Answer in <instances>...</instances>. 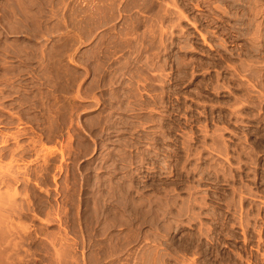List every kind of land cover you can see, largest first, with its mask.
I'll use <instances>...</instances> for the list:
<instances>
[{"label":"rangeland","instance_id":"obj_1","mask_svg":"<svg viewBox=\"0 0 264 264\" xmlns=\"http://www.w3.org/2000/svg\"><path fill=\"white\" fill-rule=\"evenodd\" d=\"M134 1L0 0V136L2 135V138H0L3 139L6 136V138L9 137L7 138L8 141L10 140L4 146L2 140H0V264H138V262L141 263V261V264H147L149 261L146 263H144L143 261L148 260L149 257H151L149 258V260H152L153 258L155 259L157 257L156 262L153 259L154 264H162L161 261H163V264H187L185 263V261H187L186 259H188V264H219V260L220 264H226L227 262H229L227 264H230V262L231 264H255L256 262H258L256 264H261L262 260L264 261V256L261 255V253L264 252V240L258 239V237L264 236L262 235L264 234V220L261 219L258 222H255V220L253 219V216L255 214H253V211H251L252 207H254L252 210H255L256 207L261 208V206H264V62L262 60H259L262 54L254 51L252 47L253 44L250 41L251 37L253 36L251 34H248L249 30H247V24L249 23V21H246L251 20V16L248 14V9L251 7V5H253L252 2L254 0ZM106 6L109 7L107 9H109L110 11L105 8L107 12H103L102 15V11H105L103 9ZM111 6L113 10L110 8ZM100 9H102L101 12H99ZM51 10L54 12L53 15L50 14L52 13ZM41 11L43 13H41ZM111 11L114 13L118 11L117 14L119 15L116 14L118 18L115 19L116 16H114L115 14ZM92 12H95L94 18L92 17ZM98 12L100 13L98 14L99 16L96 14ZM109 12H111L112 14ZM40 13L43 17L40 15ZM45 13L48 14L47 19H45L47 16ZM39 15L41 16L40 18ZM50 15L52 17L54 16L55 20H57L56 18H59L57 22L53 18H51ZM109 15L110 17L106 19ZM112 16H114V18H112ZM32 17H34L35 19ZM49 17L52 19L51 21ZM42 18L43 20H41ZM129 18L131 20H129ZM83 19L86 21H84ZM101 19L106 20L102 21ZM255 19L256 22H254L253 28L255 24L259 23L260 20H263V18ZM44 20L46 22L47 20L50 22L44 23ZM133 21L138 22V26L136 25V23L133 25ZM244 21L246 22L244 23ZM140 22L142 24H140ZM242 22L243 24H241ZM34 23L37 25V27H35L36 25H34ZM89 23L94 25H91L90 27ZM28 24L30 25L29 28L26 27L28 26ZM95 24L97 27L95 26ZM46 27L47 29L49 28V33ZM133 27H136V29L134 28L135 30H133ZM41 28L42 30L45 28L47 32L46 35L44 34L45 30L42 32ZM36 29L39 32H36ZM50 29L52 30L50 31ZM123 30L130 31L128 33L127 31L125 32ZM122 31L125 33H123ZM40 32H42V36L40 35ZM125 34L129 39L126 40ZM38 35H40L41 38L40 36L38 37ZM80 37L82 39L83 37L84 39L86 38L85 40L83 39L85 43H83ZM119 38L120 40H118ZM150 38L153 39L151 40L152 42H150ZM74 39L78 42H75ZM130 40L133 41L131 42ZM116 41L118 48L116 46ZM127 41L128 43H131V46L128 43V46L125 43L123 45V42ZM134 41L138 42L135 43ZM119 43L122 45H120ZM259 43L261 45H259ZM134 44H137L138 46ZM263 44V42H257L256 46L260 48V46H262ZM121 46H124V49L125 46H127L125 51ZM40 47H42V49ZM133 47V51L130 50ZM136 48L140 49V51H142L143 53L138 49L137 51H139L140 54L136 52ZM53 49L55 53L57 49L59 50L58 54L56 53V56L54 55ZM143 49L146 52L149 51L148 54L145 52L146 54L143 56ZM52 51L54 57L53 59L51 58ZM127 51H129V54L124 53ZM41 52L43 53L42 58H39ZM133 52H135L136 55L133 54ZM33 54H35V56ZM108 54L110 55L108 56ZM47 55L51 56L48 57L49 61H47L48 58L46 59ZM58 55L60 57V60L59 62H56L57 64H55L53 62L55 59L57 60L59 58ZM29 57H31L32 59ZM35 58L39 59L36 60ZM88 58L90 59L88 60ZM104 59H107V62L104 61ZM257 60L262 62L260 63ZM36 61H38L39 64L43 61L44 63L42 62L41 64L49 70H45V68L42 65L37 64L38 62ZM22 63L24 64V66ZM59 64L61 65L59 66ZM125 64L126 66L129 64V67H126ZM162 64L164 65V67H159ZM50 65L52 67H54L53 65H55L54 69L50 67ZM59 67L62 68L59 69ZM87 67L89 68V70ZM5 68L6 70H8V72H5ZM160 68L164 69H162L163 72L160 71ZM9 69L11 72L10 74H8ZM29 69L31 70V72ZM57 69H59L60 71L64 70L67 74L62 71V78V73H60L59 70L57 71ZM128 69L130 70L128 71ZM12 72L14 73L12 74ZM23 72L25 73L23 74ZM124 72H126L127 74ZM48 73H50L51 75H49ZM33 74L36 75V77ZM42 74H44V76L46 75L47 79H44L46 77H39L42 76ZM55 74L57 76L56 78H54ZM58 74L59 77L61 76V78L58 77ZM75 74L78 76H75ZM120 74L123 75L121 76ZM149 74L157 76L158 78L156 77L157 79H153L155 77L152 76V78ZM11 75L13 78L11 77ZM16 75L19 76L16 77ZM29 75L33 76L32 79ZM6 76L8 80H10L9 78H11L12 81L10 82H12V84L5 78ZM52 76L53 79L51 78ZM64 76L66 77V79H64ZM147 76H150L152 78L151 81H153L151 82L148 78L146 82ZM37 77L39 78L35 80ZM70 78L73 81H70ZM74 78H76L75 81ZM33 79L35 81H32ZM109 79L110 81L113 80L111 82L112 85ZM5 81L6 83L9 82V84H6ZM54 81L57 82L55 83ZM108 81L109 84L107 83ZM36 82L38 86L34 84ZM63 82L64 85L62 84ZM71 82L73 84L72 87L67 88V84ZM33 84L36 86H34ZM19 85L20 87H18ZM39 87H41L40 90ZM64 87H66L65 90ZM73 87L74 89H71ZM163 87L165 89H163ZM13 89L14 92L12 93ZM137 89L139 90V95L130 92L132 90H135L134 92L137 93ZM26 90H28L29 92ZM37 90L40 92L42 91V94L40 92L39 94H36L38 93ZM83 91L84 93H86L85 91H88L86 93L88 97L83 93ZM4 93L6 96L4 95ZM25 93L27 95L23 96V94ZM79 93L81 94L79 95ZM19 95L20 99H18ZM28 95L30 97H28ZM40 95L42 96L40 97ZM135 95H137L138 97ZM80 96H82L83 99ZM133 96H135L137 100ZM38 97H40L42 102ZM77 97H79V99L81 100L79 101ZM84 97H86V100L84 99ZM31 98L33 103L32 101H30ZM26 100L28 101L26 102ZM19 101L20 104L23 103L22 107L20 104H18ZM24 103L29 105V107ZM40 103L42 105L44 103L43 107ZM73 103H76L77 106L74 105V107L72 105ZM69 105L71 106V108L68 107ZM147 105H150L151 108ZM30 106H34V108L32 109V107ZM63 106L66 108L65 112H62L64 111ZM143 106H147L145 111L144 109H142ZM35 107H37V109ZM138 107L140 108L139 110ZM35 109L38 111H36ZM57 111H60V113H58ZM143 112L146 113L144 114ZM148 112H150L151 114ZM62 115L63 118L65 117V119L62 118ZM146 115L151 119L150 123L147 121L145 122V120L149 121ZM3 116L6 117L7 120ZM60 116L62 120L59 123ZM143 116L145 120L144 118H141ZM56 119H58L57 121L59 124H57V122L55 121ZM63 120H65L64 123L62 122ZM142 120H144V122ZM138 121L143 124L141 125ZM60 124L63 125L59 127ZM19 129H22L21 132ZM18 133H23L22 135H20L24 136L20 138V135ZM17 134L18 136H15ZM19 139L21 140L20 143H23L25 147H31V151L30 149L26 148L28 149V153H26V151L22 153V155H20L21 158L18 154V157L16 158L15 153V157L13 159L11 152L12 150L9 149H16V144L20 141ZM32 140L35 142H33ZM31 141L36 144L33 145ZM36 141L42 144L38 145L39 143L37 144ZM185 143L186 146L188 145L187 147L185 146V148H187L186 150H192V152H190L191 150L188 152V154H190V160L188 159L186 161L188 163H184L186 160L185 156H187L188 154L186 155V151L184 153V147H181L184 146ZM8 144L12 146H9L10 148L8 147L9 149L5 150V152L9 150L11 156L9 152H6L9 155L5 154L3 150L4 148H2V146L5 147L8 146ZM29 144L33 146H30ZM189 144L191 147L189 146ZM42 145L45 148L41 147ZM32 147H34V149H32ZM84 147H86L87 150ZM41 148H44L46 150L43 151L44 149L41 150ZM223 148L224 151L221 150ZM35 149H37V153L36 151H33ZM2 150L3 153L1 152ZM174 150H176V152L178 151L179 155L184 158H181L180 160L181 166L184 165L188 169L184 168V171H182L181 169L179 172L174 170V166L177 163L174 159ZM195 150L196 153L199 152V150H203V152L201 151V154H199L201 158L197 159V157L199 156H197L196 154V156L194 155ZM226 150L227 153L225 152ZM42 151L43 153H47L49 151V154H46L49 158L46 157L47 160L44 158L46 160L45 163L48 161L46 165L43 159V157H45V154H43ZM222 151L226 155L222 153ZM1 154L5 155L6 158L4 156L2 157ZM41 154L42 156H44L42 157ZM153 155H156L155 158H157L155 165L154 159H152ZM170 155L171 157H169ZM22 156H24L25 158ZM35 156L38 157V159H36ZM39 156H41L42 158ZM165 157L167 159H165ZM239 157H241L242 161L238 163V161L240 160ZM9 159L10 161L14 160L15 163H13L14 161L10 163ZM18 159H21L20 163H18ZM199 159L201 160L197 161ZM167 160H169V164H166V162H168ZM23 163L25 164V166L28 165L26 166V172H30L28 176L27 174H25V171H23L26 168ZM160 163L162 165H167V168L169 167V169H165V172L170 170V168L171 170H173V174L169 175L172 178L171 180L178 179L177 185H173L175 189L177 188L178 190L176 189L175 192L169 194L173 196L171 198H177L178 203L174 206L180 207L183 203L189 202V205H192L191 209H194L191 211V209L189 208L190 213L188 210H185L183 213H179L180 216L177 217L176 213H178L177 211L179 210L177 209L179 208H175L173 206V213L172 215H169L168 218L166 216L162 217L160 214L159 217L162 218H159L160 220L158 219V223L163 224L165 218V221L168 222H172V220L174 219L173 222H178L181 220L182 222L186 223L189 222L188 220L190 217V225L188 226L187 224L183 223L182 225H185V228L181 227L182 229L174 227L176 228L175 231L174 229L173 231L171 230L169 233H167L169 234L167 238L164 237L160 241H158V243H156L151 242L156 234L153 226L151 225L154 223L153 218H151L150 216H145V218H143V215H141L142 220L138 219L139 221L134 220L131 222V220L129 221V218H127V213L125 216H123L120 211L122 210L121 207L124 208L123 205L125 202L127 203V206L129 205L128 200L130 199H134L133 202L137 201V203H135L138 205L142 204L141 206H137V208H143L141 212L145 211L144 209H147V211L145 212H149L150 204L152 208L149 215H154L155 209L159 210V206L156 204V201L160 199L163 200L164 197H167L165 195V193L167 192H164V190L166 189L163 188H168L166 187L164 182L165 178L162 177L163 175L165 176L166 174L167 176L168 174L163 172L164 169H160ZM170 164L171 167L169 166ZM199 164L201 166H199ZM194 165L198 167L196 171L192 169V166ZM239 165L240 167H238ZM15 166H20L21 169L19 167L18 169L21 171L17 170L19 171V173L15 170ZM150 166H153L152 169L154 170H151ZM214 166L216 168H213ZM40 167L45 168L47 171L45 169L42 170V168ZM189 168L192 170H190ZM216 169H218V171ZM10 170L11 173L13 172L12 170H15L14 174L18 175L13 176V173L11 174ZM185 170L189 171L186 172ZM22 172L24 174H22ZM199 172L200 174H198ZM206 173H208V175ZM159 174H161L162 176H160ZM217 174L218 176H216ZM255 174L257 176H255ZM205 175L208 177H206ZM228 175H230V177H228ZM231 175H234V177H232ZM199 176H201V179H199ZM159 177L163 178L164 180L160 179ZM213 177H217L218 179L216 178L215 180L213 179ZM223 179H225V181H223ZM188 180L190 182H187ZM198 180L200 183L198 182ZM186 183L188 184V186L192 184L194 187L190 185V188V186L188 187ZM246 183L248 185L247 187L245 186ZM195 184L197 185L196 188H199V191H196L197 189L195 188ZM185 185L188 187V189L187 187H185ZM173 186H169L167 190H169ZM182 186H184L185 188ZM241 186L243 189L240 188ZM249 187L250 189L252 188V191L249 189ZM108 189L109 193L111 192L110 198L114 193V196L113 198H111V200L109 197L107 198V196H109ZM120 189H122L125 192V195H127L125 196L124 192H122V190ZM193 190L195 191L193 192ZM233 190H235V194L228 193L233 192ZM117 191L121 192V194L118 193V195L120 194L121 196L117 195ZM188 192H190L191 194ZM196 192H198V194L196 195L197 200H199L198 198L202 193H204L206 197L208 196V198H206L205 195L202 194L206 198V201L204 200V202H209L208 205L206 203V205L204 204V208H208L211 206V209H214V207H216L215 205H217L216 209L220 212H224V214L228 215V217L233 216L235 213L236 214L234 216H238L241 211L242 215L245 216V209H247L246 207H251V209H249L248 207V214L250 216L249 223L251 222L254 224H249V230L247 228V241L249 239L247 245H244V235H242V228L240 226L238 227V225L240 224H237L239 223L237 219V221L235 220L236 227L234 225V227H232L235 228L233 229V232L230 231V228L228 229L229 226L227 224H223L222 226L220 222L215 223L216 221L214 222L210 217L205 218L207 219V221L205 222V219H203L204 223L201 222L202 219L201 221H198L196 219H199V213L197 212H200L198 211L200 210V207H198V205H202L200 204V202L203 201L202 199H204L202 198L203 196H201L198 203V201L195 200L196 198L194 199ZM177 193H179V195L181 194L180 198L184 199L180 200L178 195H174ZM239 193L242 194L240 195L243 198L247 197L244 199L245 202L241 200L242 197L240 199ZM228 194H233L232 196L239 200H236V203L242 202V205L240 203L239 205H237L235 202L234 205L233 201H231V196L229 197ZM188 196L191 197L189 198ZM248 196H250V198ZM114 198L116 199V202L115 200L113 201ZM185 198H188V200L186 199L187 202L185 201ZM227 198L228 200H226ZM216 199H218V201ZM191 200L195 205L193 204V202L190 203ZM260 201L261 204L258 203ZM119 202H123V204L120 203V205ZM253 202L255 203L252 206ZM256 202L258 203V205H260L257 206ZM114 203H116L117 207ZM179 203L181 204L180 206ZM228 203L232 204L235 208L232 205L231 207H229L230 205ZM227 205H229L228 208ZM240 205L243 208L238 207ZM218 206L221 207L218 208ZM127 208L129 209V207ZM175 209L176 212H174ZM220 209H222V211ZM232 209L234 211H232ZM194 210H196L197 212L192 213ZM238 210H240V212ZM118 211L122 216L119 215L120 213ZM160 212L161 211H159V213ZM232 212H234V214L230 215ZM255 212L257 213L258 211L255 210ZM261 212V214L264 215V207L261 208ZM116 213L117 215H115ZM182 214H186V216ZM189 214H191L192 216L194 214V217ZM195 214L198 215L196 216ZM118 215L119 217L121 216L120 219H118L119 217L117 218ZM173 215L176 217H174ZM186 217L188 218V220ZM147 218L148 221L150 220L149 222L147 221ZM176 218H178V220ZM192 219L193 222H191ZM109 220V223H112V225H110L111 228L108 225ZM114 220L115 222H112ZM118 220L121 221L118 222ZM122 220H124L127 224L124 221L123 223ZM206 222H208V224L210 222V227H214L211 229V235L214 234L213 236L215 238L213 236H210L211 239H213L212 242L209 240V237H207L208 239L206 237H202L203 241H210V243L212 242L211 244H209L210 246L208 245L209 248L211 247L209 249L210 252L208 250V255L211 256H206V261L203 262L204 258H202L200 254L198 256L199 250H190L191 253L192 251H194L193 253L197 254L194 257L193 253L192 255H190L191 253L188 254L190 251L184 252L185 250L179 248L178 245L183 243L184 239L188 238L189 235H192L193 233L195 236L197 233L198 236L199 230L197 229V227H199L201 223V225H203V228H205L204 225H206ZM229 222L231 223L233 222V220L229 219ZM259 222L261 223L260 225ZM138 223H142L141 227ZM116 224L119 225L120 228ZM121 224H124L122 226L125 227H122ZM216 224H218V226ZM126 225H128L127 227H129V229L126 227ZM253 225H255L257 229L260 228L259 232H256V228L254 227V229ZM130 226L132 230L130 229ZM133 227L134 229H136L137 227V231H133ZM217 229L221 231H218ZM104 230L107 231L105 232ZM129 230L133 232L130 231V234ZM215 230L219 232V235L217 232L215 233ZM230 232L232 233V236ZM121 233H129L128 235L130 237ZM138 233L140 236L136 235ZM145 233L147 234V237ZM182 233H185L187 237L185 236V234L184 236H182ZM234 233L236 235H234ZM151 234L154 235V237L151 236L153 238L150 237ZM161 234L165 235L164 232H161ZM112 235V238H115L118 235V237L123 240L124 244L118 237H116V239L111 238L112 240L109 239ZM126 236L135 243L130 241V239L128 238H126L128 239L126 241L125 239H122ZM251 236L253 238H251ZM145 237L148 238V240ZM174 238H176V240ZM117 239L121 244L119 243V241L117 242ZM172 239L174 240V243ZM114 240L115 243H113ZM217 240H220L221 242ZM240 241H243V244ZM131 242L133 244H131ZM176 242L179 243L175 244ZM112 243L113 245L116 244V246L114 245V247H112ZM127 243L129 245L128 247ZM107 244H109V246ZM147 245L151 246L149 247ZM158 245L159 248H157ZM162 245L164 247H162ZM242 245L243 248L241 247ZM117 246L121 248H118ZM168 246H171L172 248L170 247L171 249H169ZM244 246H246V248ZM257 246L259 247L261 252H259L260 250L257 249ZM111 247L115 248L114 251ZM123 247L125 250L123 249ZM151 247L156 251L154 249L152 251ZM249 247L250 249L248 250L250 252L248 251L247 253L246 250ZM117 249L119 250V253H117ZM149 249L150 252L152 251L151 253H149ZM179 249L180 252L182 251L185 253H181L182 259L180 256H178V254H180ZM121 250L123 251V253ZM109 251H112V255L109 254L111 253ZM211 251H213V253ZM237 251L238 253L241 252L240 254L243 255V260H241V258L237 256ZM242 251H245L244 254L242 253ZM169 252H171L172 254ZM174 252H177V256L176 254H173ZM144 253L147 258L145 256V258L142 257ZM186 253L189 255V257ZM149 254L152 255L150 256ZM165 254H169L170 256L173 255L174 258L171 256L172 259H170L171 257ZM137 255L139 257L141 256L142 260L138 258ZM247 255L248 257H246ZM224 256L226 257L222 259V257ZM131 257H133L134 259H132ZM177 258H180V261ZM199 258H202V261L199 260ZM209 258L210 262H207L209 261ZM229 258L235 259V262L233 261V259L231 260ZM174 259L176 262L174 261ZM151 260L148 264H153ZM181 260L184 262H181ZM239 260L242 262H240ZM262 264H264V262Z\"/></svg>","mask_w":264,"mask_h":264},{"label":"bare ground","instance_id":"obj_2","mask_svg":"<svg viewBox=\"0 0 264 264\" xmlns=\"http://www.w3.org/2000/svg\"><path fill=\"white\" fill-rule=\"evenodd\" d=\"M17 1H18V0H17ZM133 1H134V0H133ZM236 1H237V0H236ZM70 2H71V1H70ZM108 2H109V1H108ZM117 2H118V1H117ZM126 2H127V1H126ZM134 2H135V1H134ZM33 3H34V2H33ZM39 3H40V2H39ZM39 3H38V4H39ZM111 3H112V2H111ZM252 3H253V5H251V7L248 9V14L251 16V20H246V21H249V23L247 22V23H248V24H247V26H248V29H247V30H249V31H248V34H251V35L253 36V37H251V41H250V42H252V44H253L252 47H253L254 51H256V52L259 53V54H262L261 57H260V58L258 57V58H259V60H262V61L264 62V44H263L262 46H260V48H259L258 46H256V43H257V42H263V43H264V3H263V0H254ZM16 4H17V3H16ZM117 4H118V3H117ZM17 5H18V4H17ZM38 6H39V5H38ZM40 6H41V5H40ZM113 6H114V5H113ZM150 6H152V5H150ZM210 6H211V5H210ZM94 7H95V6H94ZM74 8H75V7H74ZM105 8L107 9V8H109V7L106 6V7H104L103 10H105ZM110 8L112 9V6H111ZM51 9H52V8H51ZM116 9H117V8H116ZM154 9H155V8H154ZM154 9H153V10H154ZM38 10H39V9H38ZM107 10L110 11L109 9H107ZM112 10H113V9H112ZM165 10H166V9H165ZM101 11H102V9H100L99 12H101ZM114 11H115V10H114ZM119 11H120V10H119ZM38 12H39V11H38ZM48 12H50V11H48ZM51 12H52V13H50V14L53 15L54 12H53L52 10H51ZM99 12L96 13V14H97V15L100 14ZM103 12L106 13L107 11H106V10H105V11H102V15H103ZM111 12H112V11H111ZM111 12H109V13H111ZM20 13H21V12H20ZM41 13H43V12L41 11ZM41 13H40V15H41ZM92 13H93V12H92ZM112 13H114V12H112ZM112 13H111V14H112ZM117 13H118V11H117L116 13H114V14H115L114 16H116ZM119 13H121V12H119ZM225 13H226V12H225ZM45 14H46V13H45ZM94 14H95V12L93 13V16H92L93 18H94V16H95ZM107 14H108V13H107ZM111 14H110V15H111ZM131 14H132V13H131ZM40 15H39V18L42 16V15H41V16H40ZM46 15H47V16H46L45 19L48 18V14H46ZM51 15H50V17L54 19V16L52 17ZM90 15H91V14H90ZM104 15H105V14H104ZM110 15H109L106 19H108V18L110 17ZM117 15H119V14H117ZM34 16H35V15H34ZM63 16H64V15H63ZM98 16H99V15H98ZM114 16H112V18H114ZM120 16H121V15H120ZM42 17H43V16H42ZM50 17H49V18H50ZM90 17H91V16H90ZM90 17H89V18H90ZM132 17H133V16H132ZM245 17H246V15H245ZM30 18H31V17H30ZM32 18H34V17H32ZM51 18H50V21L52 20ZM55 18H56V17H55ZM86 18H87V17H86ZM86 18H84V19H86ZM89 18H88V19H89ZM101 18H102V17H101ZM104 18H105V17H104ZM112 18H110V19H112ZM116 18H118V17L116 16L115 19H116ZM135 18H137V17H135ZM255 18H263V20H262V21L260 20L259 23L255 24V26H254V28H253L254 22H256V19H255ZM34 19H35V18H34ZM56 19L58 20L59 18H56ZM68 19H69V18H68ZM84 19H83V20H84ZM106 19H105V20H106ZM243 19H245V18H243ZM247 19H248V18H247ZM254 19H255V21H254ZM41 20H43V18H42ZM54 20H55V19H54ZM57 20H55V21L57 22ZM74 20H75V19H74ZM101 20H102V19H101ZM103 20H104V19H103ZM103 20H102V21H103ZM105 20H104V21H105ZM129 20H131V19L129 18ZM240 20H241V19H240ZM257 20H258V19H257ZM36 21H37V19H36ZM50 21L47 20V22H50ZM84 21H86V20H84ZM108 21H109V20H108ZM110 21H111V20H110ZM113 21H114V20H113ZM246 21H244V23H245ZM31 22H32V19H31ZM34 22H35V21H34ZM38 22H39V21H38ZM45 22H46V21L44 20V23H45ZM47 22H46V23H47ZM53 22H54V21H53ZM72 22H73V21H72ZM78 22H79V21H78ZM92 22H93V21H92ZM99 22H100V21H99ZM143 22H144V20H143ZM85 23H86V22H85ZM90 23H91V22H90ZM90 23H89V24H90ZM93 23H94V22H93ZM101 23H102V22H101ZM101 23H100V24H101ZM130 23H131V22H130ZM135 23H136V25L139 24L138 22L133 21V25H134ZM24 24H25V23H24ZM38 24H39V23H38ZM40 24H41V23H40ZM82 24H84V23H82ZM140 24H142V23L140 22ZM241 24H243V22H242ZM34 25H36V24L34 23ZM34 25H33V26H34ZM85 25H86V24H85ZM91 25L93 26L94 24H90V27H91ZM29 26H30V25L28 24V26H26V27L29 28ZM40 26H41V25H40ZM87 26H88V25H87ZM95 26H96V24H95ZM129 26H132V25H129ZM137 26H138V25H137ZM245 26H246V25H245ZM35 27H37V25H36ZM35 27H34V29H35ZM41 27H42V26H41ZM44 27H45V26H44ZM96 27H97V26H96ZM146 27H147V26H146ZM151 27H152V26H151ZM50 28H52V27H50ZM83 28H84V27H83ZM85 28H86V27H85ZM134 28L136 29V27H133V30H135ZM31 29H32V26H31ZM34 29H33V30H34ZM46 29H47V27H46ZM48 29H49V28H48ZM48 29H47V31H48ZM88 29H89V28H88ZM92 29H93V28H92ZM137 29H138V28H137ZM144 29H145V28H144ZM150 29H151V28H150ZM41 30H42V28H41ZM44 30H45V28L42 30V32H43ZM51 30H52V29H50V31H51ZM53 30H55V29H53ZM112 30H113V29H112ZM127 30H128V27H127ZM127 30H126V31H127ZM131 30H132V29H131ZM37 31H38V30L36 29V32H37ZM123 31H125V30H123ZM123 31H122V32H123ZM126 31H125V32H126ZM129 31H130V30H129ZM129 31H127V32L129 33ZM136 31H137V30H136ZM147 31H148V30H147ZM38 32H39V31H38ZM42 32H40V33H41V34H40L41 36L43 35ZM87 32H88V31H87ZM101 32H102V31H101ZM125 32H123V33H125ZM241 32H242V31H241ZM34 33H35V32H34ZM46 33H47V32H46V30H45V31H44V34L46 35ZM48 33H49V31H48ZM90 33H91V32H90ZM119 33H120V32H119ZM149 33H150V32H149ZM237 33H238V32H237ZM35 34H36V33H35ZM86 34H87V33H86ZM88 34H89V33H88ZM102 34H103V33H102ZM126 34H127V33H126ZM126 34H125V37H126V40H127V39H129V38H127V35H126ZM238 34H239V33H238ZM245 34H246V33H245ZM36 35H37V34H36ZM40 35H38V37H39ZM64 35H65V34H64ZM81 35H83V34H81ZM90 35H91V34H90ZM108 35H109V34H108ZM121 35H123V34H121ZM34 36H35V35H34ZM41 36H40V38H41ZM56 36H57V35H56ZM67 36H68V35H67ZM88 36H89V35H88ZM94 36H95V35H94ZM116 36H118V35H116ZM149 36H150V35H149ZM152 36H153V35H152ZM36 37H37V36H36ZM43 37H44V36H43ZM43 37H42V38H43ZM50 37H51V36H50ZM73 37H74V36H73ZM76 37H77V36H76ZM81 37H82V36H81ZM81 37H80V39L83 41V39H84L85 36L83 37V39H82ZM86 37H87V35H86ZM110 37H111V36H110ZM150 37H151V36H150ZM234 37H235V36H234ZM248 37H249V36H248ZM248 37H247V38H248ZM67 38H68V37H67ZM101 38H102V37H101ZM132 38H134V37H132ZM132 38H130V39H132ZM152 38H154V37H152ZM152 38L149 39L150 42H152V41H151V40H153ZM76 39H77V38H76ZM85 39H86V38H85ZM85 39H84V40H85ZM88 39H89V38H88ZM88 39H87V40H88ZM69 40H70V39H69ZM69 40H68V41H69ZM118 40H120V38H119ZM133 40H134V39H133ZM133 40H132V41H133ZM138 40H139V39H138ZM146 40H147V39H146ZM249 40H250V39H249ZM74 41H75V39H74ZM113 41H114V40H113ZM121 41H124V40H121ZM121 41H120V42H121ZM130 41H131V40H130ZM132 41H131V42H132ZM75 42H78V41H75ZM134 42L136 43V42H138V41H134ZM39 43H42V42H39ZM81 43H82V42H81ZM81 43H80V44H81ZM83 43H85V42L83 41ZM104 43H105V42H104ZM121 43H122V42H121ZM124 43L127 45L128 41H127V42H123V45H124ZM70 44H71V43H70ZM119 44H120V43H119ZM128 44H130V46H131V43H128ZM153 44H154V43H153ZM250 44H251V43H250ZM252 44H251V45H252ZM16 45H17V44H16ZM120 45H122V44H120ZM134 45H137V44H134ZM259 45H261V44L259 43ZM66 46H67V45H66ZM116 46H117V41H116ZM127 46H128V45H127ZM127 46H125V49H126ZM130 46H129V47H130ZM132 46H133V45H132ZM137 46H138V45H137ZM141 46H142V45H141ZM37 47H38V46H37ZM100 47H101V46H100ZM121 47H122V46H121ZM129 47H128V48H129ZM250 47H251V46H250ZM12 48H13V47H12ZM40 48L42 49V47H40ZM117 48H118V46H117ZM117 48H116V49H117ZM122 48L124 49V46H123ZM122 48H121V49H122ZM143 48H144V47H143ZM164 48H165V47H164ZM4 49H5V48H4ZM20 49H21V48H20ZM20 49H19V50H20ZM29 49H30V48H29ZM63 49H64V48H63ZM97 49H98V48H97ZM119 49H120V48H119ZM125 49H124V51H125ZM132 49H134V47L131 48L130 50H132ZM137 49H138V48H136V52H138V53L140 54V52H142V51H140V49H138V50L140 51V52H139V51H137ZM150 49H151V48H150ZM166 49H167V48H166ZM251 49H252V48H251ZM128 50H129V49H128ZM141 50H142V48H141ZM53 51H54V49H53ZM53 51H52V54H51L52 57L47 55L46 59H47L48 57H51L52 59L54 58V57H53ZM65 51H66V50H65ZM75 51H76V50H75ZM132 51H133V50H132ZM132 51H131V52H132ZM143 51H144L143 56H144L146 53L148 54V52H149V51L146 52L144 49H143ZM249 51H250V50H249ZM252 51H253V50H252ZM254 51H253V52H254ZM15 52H16V51H15ZM58 52H59V50L57 49L56 53L58 54ZM77 52H78V51H77ZM89 52H90V51H89ZM91 52H92V51H91ZM122 52H123V51H122ZM128 52H129V51L124 52V53H128ZM145 52H146V53H145ZM256 52H255V53H256ZM7 53H8V52H7ZM35 53H36V52H35ZM56 53H55V51H54V55H55V56H56ZM62 53H63V52H62ZM62 53H61V54H62ZM100 53H101V51H100ZM106 53H108V52H106ZM106 53H105V54H106ZM110 53H111V52H110ZM142 53H143V52H142ZM27 54H28V53H27ZM31 54H32V53H31ZM42 54H43V53L41 52V55H39V58H40V57L42 58ZM48 54H49V53H48ZM128 54H129V53H128ZM133 54H135V52H133ZM33 55L35 56V54H33ZM49 55H50V54H49ZM109 55H110V54H108V56H109ZM131 55H132V54H131ZM135 55H136V54H135ZM23 56H24V55H23ZM28 56H29V55H28ZM28 56H27V57H28ZM37 56H38V55H37ZM45 56H46V54H45ZM61 56H62V55H61ZM106 56H107V55H106ZM137 56H138V55H137ZM141 56H142V55H141ZM58 57H59V55H58ZM58 57H57V58H58ZM96 57H97V56H96ZM99 57H100V55H99ZM129 57H130V56H129ZM155 57H156V56H155ZM29 58H31V57H29ZM33 58H34V57H33ZM39 58H37V59L35 58V59L38 60ZM51 58H50V59H51ZM62 58H63V57H62ZM62 58H61V59H62ZM77 58H78V57H77ZM110 58H111V57H110ZM135 58H136V56H135ZM135 58H134V59H135ZM137 58H138V57H137ZM31 59H32V58H31ZM46 59H45V60H46ZM52 59H51V60H52ZM89 59H90V58H88V60H89ZM98 59H99V58H98ZM102 59H103V57H102ZM156 59H157V58H156ZM25 60H26V59H25ZM25 60H24V61H25ZM27 60H28V59H27ZM51 60H50V61H51ZM59 60H60V57H59L57 60L55 59L53 63L57 64L56 62H59ZM106 60H107V59H104V61H106ZM115 60H116V59H115ZM152 60H153V59H152ZM182 60H184V59H182ZM259 60H257V61H259ZM47 61H49V58H48ZM52 61H53V60H52ZM262 61H261V62H262ZM20 62H23V61H20ZM25 62H26V61H25ZM31 62H32V60H31ZM36 62H38V61H36ZM42 62H43V61H42ZM42 62H40V64H39V62H38L37 64L42 65V64H41ZM60 62H61V61H60ZM106 62H107V61H106ZM135 62H136V61H135ZM259 62H260V61H259ZM261 62H260V63H261ZM26 63H27V62H26ZM29 63H30V62H29ZM43 63H44V62H43ZM99 63H100V62H99ZM163 63H164V62H163ZM165 63H166V62H165ZM22 64H23V63H22ZM22 64H21V65H22ZM47 64H48V62H47ZM51 64H52V62H51ZM97 64H98V63H97ZM119 64H120V63H119ZM126 64H127V62H126ZM126 64H125V66H126ZM29 65H31V64H29ZM60 65H61V64H59V66H60ZM121 65H122V64H121ZM128 65H129V64H128ZM128 65H127V66H128ZM23 66H24V64H23ZM42 66H43V65H42ZM48 66H49V65H48ZM53 66L55 67V65H53ZM62 66H63V65H62ZM90 66H91V65H90ZM92 66H93V65H92ZM125 66H124V67H125ZM127 66H126V67H127ZM162 66L164 67L163 64H162L161 66H159V67H162ZM165 66H166V65H165ZM3 67H4V66H3ZM43 67H44V66H43ZM50 67H52V66L50 65ZM50 67H49V68H50ZM54 67H52V68L54 69ZM57 67H58V65H57ZM121 67H122V66H121ZM128 67H129V66H128ZM9 68H10V67H9ZM30 68H32V67H30ZM40 68H41V67H40ZM44 68H45V67H44ZM44 68H43V69H44ZM61 68H62V67H59V69H61ZM87 68H88V67H87ZM115 68H116V67H115ZM117 68H118V66H117ZM27 69H28V68H27ZM46 69H47V68H45V70H46ZM50 69H51V68H50ZM59 69H57V71H58ZM121 69H123V68H121ZM157 69H158V67H157ZM160 69H161V68H160ZM162 69H163V68H162ZM162 69H161L160 71H162ZM5 70H6V68H5ZM13 70H15V69H13ZM16 70H18V69H16ZM19 70H20V69H19ZM29 70H30V69H29ZM37 70H38V69H37ZM45 70H44V71H45ZM48 70H49V69H47V71H48ZM86 70H87V69H86ZM88 70H89V68H88ZM90 70H91V68H90ZM129 70H130V69H128V71H129ZM150 70H151V68H150ZM163 70H164V69H163ZM257 70H258V69H257ZM32 71H34V70H32ZM54 71H55V70H54ZM59 71H60V70H59ZM62 71L65 72L64 70H62ZM62 71H60V73H62L61 76H62V78H63V72H62ZM77 71H78V70H77ZM124 71H125V70H124ZM202 71H203V70H202ZM260 71H261V70H260ZM5 72H8V70H6ZM5 72H4V76H5ZM14 72H15V71H14ZM14 72H12V74H13ZM25 72H26V71H25ZM25 72H23V74H24ZM30 72H31V70H30ZM35 72H36V71H35ZM52 72H53V70H52ZM67 72H68V71H67ZM87 72H88V71H87ZM150 72H151V71H150ZM162 72H163V71H162ZM258 72H259V71H258ZM10 73H11V72H10V69H9V73H8V74H10ZM21 73H22V72H21ZM21 73H20V74H21ZM26 73H27V72H26ZM40 73H43V72H40ZM44 73H46V72H44ZM50 73H51V72H50ZM50 73H48V74L51 75ZM55 73H56V72H55ZM57 73H58V72H57ZM111 73H112V72H111ZM111 73H110V75H111ZM124 73H126V72H124ZM153 73H154V72H153ZM155 73H156V72H155ZM6 74H7V73H6ZM28 74H29V72H28ZM36 74H37V73H36ZM48 74H47V76H48ZM65 74H67V73L65 72ZM83 74H84V73H83ZM83 74H82V75H83ZM126 74H127V73H126ZM156 74H157V73H156ZM25 75H27V74H25ZM33 75H34V74H33ZM40 75H41V74H40ZM53 75H54V74H53ZM110 75H109V77H110ZM120 75L122 76L123 74H120ZM130 75H131V74H130ZM149 75H150V74H149ZM161 75H162V74H161ZM13 76H14V75H13ZM18 76H19V75H18ZM18 76L16 75V77H18ZM22 76H23V75H22ZM29 76H30V75H29ZM34 76L36 77V75H34ZM61 76L59 77V74H58V77H59V78H61ZM65 76H66V75H65ZM65 76H64V79H66V77H67V76H66V77H65ZM69 76H70V74H69ZM75 76H78V75L75 74ZM75 76H74V77H75ZM133 76H134V75H133ZM145 76H146V75H145ZM150 76L152 77L153 75L151 74ZM150 76H147V77H146L147 79L144 77V78L146 79V82H147L148 78H149L150 81H151V79H152L153 77H155V78H153V79H157V78H158L157 76H153L152 78H151ZM11 77H12V75H11ZM30 77H31V79H32L33 76L31 75ZM39 77H46V75L44 76V74H42V76H39ZM39 77H37L36 79L34 78V79L37 80ZM49 77H50V76H49ZM56 77H57V76H56V74H55L54 78H56ZM79 77H80V76H79ZM91 77H92V76H91ZM156 77H157V78H156ZM166 77H167V75H166ZM5 78L7 79V76H6ZM12 78H13V77H12ZM26 78H27V77H26ZM51 78L53 79V76H52ZM51 78H50V79H51ZM72 78H73V77H72ZM111 78H112V77H111ZM138 78H139V77H138ZM144 78H143V80H144ZM2 79H3V78H2ZM6 79H5V80H6ZM9 79H10V80L7 79L9 82L12 81L11 78H9ZM34 79H33L32 81H35ZM44 79H47V77L44 78ZM48 79H49V78H48ZM75 79H76V78H74V81H75ZM22 80H23V78H22ZM25 80H27V79H25ZM28 80H29V79H28ZM55 80H57V79H55ZM69 80L71 81L72 79L70 78ZM106 80H107V77H106ZM129 80H130V79H129ZM159 80H160V79H159ZM17 81H20V80H17ZM41 81H42V80H41ZM50 81H52V80H50ZM61 81H62V80H61ZM72 81H73V80H72ZM109 81H110V79H109ZM109 81L107 82L108 84H109ZM112 81H113V80H111L110 83H111ZM122 81H123V80H122ZM122 81H121V82H122ZM150 81H149V82H150ZM152 81H153V80H152ZM152 81H151V82H152ZM162 81H164V80H162ZM1 82H2V81H1ZM9 82H7V83L9 84ZM23 82H24V81H23ZM46 82H47V81H46ZM54 82H55V81H54ZM56 82H57V81H56ZM56 82H55V83H56ZM58 82H59V81H58ZM65 82H66V80H65ZM115 82H116V81H115ZM144 82H145V80H144ZM144 82H142V83H144ZM5 83H6V81H5ZM7 83H6V84H7ZM10 83L12 84V82H10ZM15 83H17V82H15ZM21 83H22V82H21ZM91 83H92V82H91ZM134 83H135V82H134ZM163 83H164V82H163ZM165 83H166V82H165ZM6 84H5V85H6ZM34 84H36V85L38 86L37 82L34 83ZM34 84H33V85H34ZM43 84H44V83H43ZM58 84H59V83H58ZM62 84L64 85V82H63ZM62 84H61V85H62ZM117 84H118V83H117ZM145 84H146V83H145ZM151 84H152V83H151ZM156 84H157V83H156ZM24 85H25V84H24ZM27 85H28V84H27ZM31 85H32V84H31ZM36 85H34V86H36ZM40 85H41V83H40ZM47 85H48V84H47ZM72 85H73L72 82L69 83V84H67V88L72 87ZM75 85H76V84H75ZM75 85H74V86H75ZM88 85H89V84H88ZM111 85H112V83H111ZM137 85H138V84H137ZM8 86H9V85H8ZM51 86H52V85H51ZM80 86H81V85H80ZM117 86H118V85H117ZM127 86H128V85H127ZM153 86H154V85H153ZM165 86H166V85H165ZM6 87H7V85H6ZM11 87H12V86H11ZM15 87H16V86H15ZM18 87H20V85H19ZM18 87H17V88H18ZM26 87H27V86H26ZM30 87H31V86H30ZM78 87H79V86H78ZM145 87H146V86H145ZM149 87H151V86H149ZM7 88H8V87H7ZM27 88H28V87H27ZM36 88H38V87H36ZM40 88H41V87H39V90H40ZM62 88H63V86H62ZM65 88H66V87H64V90H65ZM79 88H80V87H79ZM87 88H88V87H87ZM121 88H122V87H121ZM139 88H140V87H139ZM146 88H147V87H146ZM200 88H201V87H200ZM216 88H219V87H216ZM220 88H221V87H220ZM21 89H22V87H21ZM71 89H74V87L71 88ZM77 89H78V88H77ZM124 89H125V88H124ZM126 89H127V88H126ZM152 89H153V88H152ZM163 89H165V88L163 87ZM18 90H19V89H18ZM23 90H25V89H23ZM23 90H22V91H23ZM69 90H70V89H69ZM69 90H68V91H69ZM85 90H86V89H85ZM137 90H138V89H137ZM137 90H136V91H137ZM217 90H218V89H217ZM217 90H216V91H217ZM26 91H28V90H26ZM30 91H32V90H30ZM33 91H34V90H33ZM62 91H63V90H62ZM68 91H67V92H68ZM70 91H71V90H70ZM81 91H82V90H81ZM121 91H122V90H121ZM134 91H135V90H134ZM134 91L132 90V91H130V92H133V94H138V92H139V90L137 91V93H135ZM214 91H215V90H214ZM2 92H4V91H2ZM8 92H9V91H8ZM13 92H14V89H13L12 93H13ZM24 92H25V91H24ZM28 92H29V91H28ZM37 92H38V93H36V94H39L40 91L37 90ZM41 92H42V91H41ZM41 92H40V93H41ZM85 92L87 93L88 91H85ZM91 92H92V91H91ZM91 92H89V93H91ZM130 92H129V93H130ZM163 92H164V91H163ZM167 92H168V90H167ZM9 93H10V92H9ZM12 93H11V95H12ZM15 93H16V92H15ZM17 93H18V92H17ZM21 93H22V92H21ZM21 93H20V94H21ZM32 93H33V92H32ZM32 93H31V94H32ZM48 93H49V92H48ZM53 93H55V92H53ZM63 93H64V92H63ZM72 93H73V92H72ZM83 93H84V91H83ZM86 93H84V94L86 95ZM89 93H88V95H89ZM170 93H171V92H170ZM2 94H3V93H2ZM2 94H1V95H2ZM36 94H35V96H36ZM41 94H42V93H41ZM68 94H69V93H68ZM80 94H81V93H79V95H80ZM84 94H83V95H84ZM111 94H112V93H111ZM116 94H117V93H116ZM141 94H142V93H141ZM166 94H168V93H166ZM4 95H5V93H4ZM25 95H27V94H26V93L23 94V96H25ZM29 95H30V94H29ZM29 95H28V97H30ZM66 95H67V94H66ZM92 95H93V94H92ZM138 95H139V94H138ZM157 95H158V94H157ZM164 95H165V94H164ZM5 96H6V95H5ZM9 96H10V95H9ZM14 96H15V95H14ZM31 96H34V95H31ZM41 96H42V95H40V97H41ZM44 96H45V95H44ZM53 96H54V95H53ZM86 96H87V95H86ZM135 96H137V95H135ZM135 96H133V97H135ZM141 96H142V95H141ZM154 96H155V95H154ZM3 97H4V96H3ZM26 97H27V96H26ZM26 97H25V98H26ZM40 97H38V98L40 99ZM75 97H76V96H75ZM80 97L82 98V96H80ZM87 97H88V96H87ZM137 97H138V96H137ZM159 97H160V96H159ZM165 97H166V96H165ZM1 98H2V97H1ZM6 98H7V97H6ZM8 98H10V97H8ZM25 98H24V99H25ZM33 98H35V97H33ZM49 98H50V97H49ZM85 98H86V97H84V99H85ZM89 98H90V97H89ZM94 98H95V96H94ZM163 98H164V97H163ZM163 98H162V99H163ZM169 98H170V96H169ZM4 99H5V98H4ZM4 99H3V100H4ZM18 99H20V95H19V98H18ZM18 99H17V100H18ZM24 99H23V100H24ZM50 99H51V98H50ZM63 99H64V98H63ZM75 99H76V98H75ZM77 99H78L79 101L81 100V99H79V97H77ZM77 99H76V100H77ZM82 99H83V98H82ZM110 99H111V98H110ZM135 99H136V97H135ZM154 99H155V98H154ZM36 100H37V99H36ZM40 100H41V99H40ZM40 100H38V101H40ZM76 100H75V101H76ZM85 100H86V99H85ZM136 100H137V99H136ZM27 101H28V100H26V102H27ZM30 101H32V98L30 99ZM30 101H29V102H30ZM83 101H84V100H83ZM97 101H98V100H97ZM22 102H25V101H22ZM41 102H42V100H41ZM81 102H82V101H81ZM149 102H151V101H149ZM153 102H154V101H153ZM163 102H164V101H163ZM0 103H1V102H0ZM2 103H3V102H2ZM16 103H17V102H16ZM32 103H33V101H32ZM34 103H35V102H34ZM68 103H69V102H68ZM76 103H77V102H76ZM76 103H75V104L73 103L72 105H73V106H74V105L77 106ZM94 103H95V102H94ZM142 103H145V102H142ZM155 103H156V102H155ZM160 103H161V102H160ZM166 103H167V102H166ZM18 104H20V101H19ZM18 104H17V105H18ZM22 104H23V103H22ZM22 104H20L21 107H22ZM24 104H25V103H24ZM40 104H41V103H40ZM40 104H39V105H40ZM79 104H80V103H79ZM79 104H78V105H79ZM128 104H129V103H128ZM156 104H157V103H156ZM2 105H4V104H2ZM25 105H27V104H25ZM32 105H33V104H32ZM43 105H44V103H43ZM43 105L41 104L42 107H43ZM62 105H63V104H62ZM70 105H71V104H70ZM70 105L68 106L69 108H71ZM87 105H89V104H87ZM140 105H141V104H140ZM145 105H146V104H145ZM150 105H151V104H150ZM150 105H149V106L147 105V106L150 107ZM15 106H16V105H15ZM27 106L29 107V105H27ZM49 106H50V104H49ZM56 106H57V105H56ZM64 106H65V105H64ZM64 106H63V107H64ZM75 106H74V107H75ZM138 106H139V105H138ZM147 106H143L142 109H144V111H145V109H146ZM158 106H159V105H158ZM4 107H5V106H4ZM23 107H24V106H23ZM30 107H32V109L34 108V106H30ZM133 107H134V106H133ZM140 107H141V106H140ZM144 107H145V108H144ZM167 107H168V106H167ZM167 107H166V108H167ZM35 108L37 109V107H35ZM77 108H78V107H77ZM136 108H137V107H136ZM150 108H151V107H150ZM150 108H148V109H150ZM4 109H5V108H4ZM19 109H20V106H19ZM21 109H22V108H21ZM36 109H35V110H36ZM38 109H39V108H38ZM62 109H63V108H62ZM65 109H66V108L64 107V111H62V110H60V111L65 112ZM125 109H127V108H125ZM130 109H131V108H130ZM139 109H140V108L138 107V110H139ZM42 110H43V109H42ZM57 110H58V109H57ZM67 110H69V109H67ZM72 110H73V109H72ZM76 110H77V109H76ZM151 110H152V109H151ZM151 110H150V111H151ZM168 110H169V109H168ZM0 111H1V110H0ZM25 111H26V109H25ZM28 111H29V110H28ZM28 111H27V112H28ZM36 111H38V110H36ZM47 111H48V110H47ZM60 111H57V112L60 113ZM128 111H129V109H128ZM153 111H154V110H153ZM20 112H21V111H20ZM66 112H67V111H66ZM50 113H51V112H50ZM143 113H144V112H143ZM145 113H146V112H145ZM145 113H144V114H145ZM148 113H150V112H148ZM148 113H147V115H148ZM51 114H52V113H51ZM63 114H64V113H63ZM68 114H69V113H68ZM123 114H124V113H123ZM129 114H130V113H129ZM135 114H136V113H135ZM150 114H151V113H150ZM52 115H53V114H52ZM69 115H70V114H69ZM76 115H77V114H76ZM147 115H146V116H147ZM153 115H154V113H153ZM65 116H66V113H65ZM74 116H75V115H74ZM146 116H145V117H146ZM149 116H150V115H149ZM3 117H4V116H3ZM13 117H14V116H13ZM67 117H68V116H67ZM70 117H71V116H70ZM70 117H69V118H70ZM139 117H140V116H139ZM152 117H154V116H152ZM167 117H168V116H167ZM4 118L7 120L6 117H4ZM10 118H11V117H10ZM53 118H54V117H53ZM62 118H63V115H62ZM141 118H144V116L141 117ZM154 118H156V117H154ZM154 118H152V119H154ZM8 119H9V118H8ZM12 119H13V118H12ZM12 119H11V120H12ZM20 119H22V118H20ZM59 119H60V120H59V123H60V121L62 120V119H61V116H60ZM63 119H65V117H64ZM147 119H149V121H148V120H145V118H144L145 122L147 121V122L150 123V122H151V121H150L151 119H150L148 116H147ZM57 120H58V119H56L55 121L57 122V124H59ZM70 120H71V119H70ZM139 120H140V118H139ZM144 120H142V121L144 122ZM3 121H5V120H3ZM51 121H52V120H51ZM55 121H54V123H55ZM64 121H65V120H63L62 122L64 123ZM123 121H124V120H123ZM153 121H154V120H153ZM8 122H9V120H8ZM67 122H68V121H67ZM138 122L141 124L140 121H138ZM154 122H155V121H154ZM154 122H153V123H154ZM156 122H157V121H156ZM12 123H13V121H12ZM52 123H53V122H52ZM82 123H83V122H82ZM103 123H104V122H103ZM10 124H11V123H10ZM78 124H79V123H78ZM142 124H143V123H142ZM142 124H141V125H142ZM52 125H53V124H52ZM61 125H63V124H60L59 127H61ZM137 125H139V124H137ZM10 126H11V125H10ZM65 126H66V125H65ZM83 126H84V125H83ZM96 126H97V125H96ZM135 126H136V125H135ZM52 127H53V126H52ZM110 127H111V126H110ZM0 128H1V127H0ZM2 128H3V127H2ZM48 128H49V127H48ZM124 128H125V127H124ZM130 128H131V127H130ZM139 128H140V127H139ZM51 129H52V128H51ZM54 129H55V128H54ZM54 129H53V130H54ZM91 129H92V128H91ZM19 130H20V129H19ZM21 130H22V129H21ZM21 130H20V132H21ZM133 130H134V129H133ZM164 130H165V129H164ZM1 132H2V131H1ZM23 133H24V132H23ZM23 133H22V134H23ZM52 133H53V132H52ZM192 133H193V132H192ZM6 134H8V133H6ZM6 134H5V135H6ZM14 134H15V133H14ZM18 134H19V133H18ZM18 134L15 135V136H18ZM20 134H21V133H20ZM20 134H19V135H20ZM22 134H21V135H22ZM49 134H50V133H49ZM58 134H59V133H58ZM154 134H155V133H154ZM186 134H187V133H186ZM188 134H189V133H188ZM8 135H10V134H8ZM12 135H13V134H12ZM12 135H11V136H12ZM21 135H20V138L24 136V135H23V136H21ZM52 135H54V134H52ZM171 135H172V134H171ZM3 136H4V134H3ZM15 136H14V137H15ZM168 136H169V135H168ZM189 136H190V135H189ZM0 137L2 138V135H1ZM55 137H56V136H55ZM1 138H0V140H2L3 146L6 145L7 142L10 141V140L8 141V139H7V138H9V137L6 138V136H5V137H4L5 139H4V138L1 139ZM10 138H11V137H10ZM50 138H51V137H50ZM52 138H53V137H52ZM168 139H169V138H168ZM19 140H20V139H19ZM22 140H23V139H22ZM49 140H50V139H49ZM51 140H52V139H51ZM185 140H186V139H185ZM188 140H189V139H188ZM16 141H17V140H16ZM16 141H15V142H16ZM32 141H33V140H32ZM32 141H31V142H32ZM183 141H184V140H183ZM214 141H216V140H214ZM20 142H21V140L18 142L19 145H18V143H17V144L15 143L16 146H17V148L14 149V150H13L12 148H10L12 145L10 146L9 144H8V146H5V147L2 146V148H4V149H3L4 152H5V150H7V149L10 148L9 150H12V151H11V152H12V157H13V159H14V157H15V156H14L15 153H16V158H17L18 155H19V157H20V155H22V153H24L25 151H26V153H28L27 150L31 148V147H30V148L25 147V146L23 145V143H20ZM33 142H35V141H33ZM33 142H32V143H33ZM36 142H37V144L39 143L38 141H36ZM152 142H153V141H152ZM159 142H160V141H159ZM2 143H1V144H2ZM205 143H206V142H205ZM11 144H12V143H11ZM20 144H22V145H20ZM26 144H27V143H26ZM34 144H36V143H33V145H34ZM41 144H42V143H41ZM41 144L39 143L38 145H41ZM29 145H30V144H29ZM33 145H30V146H33ZM43 145H44V144H43ZM43 145H42L41 147H44V146H45V145H44V146H43ZM182 145H184V144H182ZM205 145H206V144H205ZM215 145H216V144H215ZM9 146H10V147H9ZM16 146H15V147H16ZM26 146H27V145H26ZM185 146H186V143H185L184 146H181V147H184V153H185V151H186L185 154L187 155L188 152H189L191 149L188 148V149H189V151H188V150H186L187 148H185ZM187 146H188V145H187ZM187 146H186V147H187ZM189 146H190V144H189ZM8 147H9V148H8ZM34 147H35V146H34ZM34 147H32V149H34ZM176 147H177V146H176ZM181 147H180V148H181ZM190 147H191V146H190ZM201 147H202V146H201ZM206 147H207V146H206ZM209 147H210V146H209ZM2 148H1V149H2ZM26 148H28V149H26ZM39 148H40V146H39ZM44 148H45V147H44ZM44 148H43V149H44ZM84 148L86 149V147H84ZM126 148H127V147H126ZM180 148H179V149H180ZM221 148H222V147H221ZM225 148H227V147H225ZM43 149L41 148V150H43ZM47 149H48V148H47ZM88 149H89V147H88ZM181 149H182V148H181ZM212 149H213V148H212ZM217 149H218V148H217ZM3 150L1 151L2 153H3ZM9 150L6 151V152H9ZM36 150H37V149H35V150H33V151H36ZM45 150H46V149H44L43 151H45ZM68 150H69V149H68ZM86 150H87V149H86ZM193 150H194V149H193ZM207 150H208V149H207ZM221 150L224 151V148L221 149ZM30 151H31V149H30ZM30 151H29V152H30ZM43 151H42V153H43ZM49 151H51V150H49ZM49 151H48V152H49ZM83 151H84V149H83ZM138 151H139V150H138ZM155 151H156V150H155ZM174 151H175V156H174V155H173V156L175 157L174 159H175V161L177 162V163L174 162V163H176L175 166L173 165V166H174V170H176L177 172H179V171L182 169V171H184V168H186V167H185L184 165L181 166V161H180V160H181L182 157L179 155V152H178V151H177V152H176V150H174ZM201 151L203 152V150H201ZM201 151L199 150L200 153H199V152L196 153V150H195L194 155L196 154L197 156H199V157H197V159H198V158H201L200 155H199V154H201ZM218 151H219V150H218ZM223 151H222V153H224ZM6 152H5V154H8V153H6ZM39 152H40V151H39ZM48 152H47V153H48ZM52 152H53V151H52ZM52 152H51V153H52ZM55 152H56V151H55ZM86 152H87V151H86ZM190 152H192V150H191ZM225 152L227 153V150H226ZM9 153H10V152H9ZM36 153H37V151H36ZM47 153H43V154H45V157H43L44 155L42 156V154H41V156L43 157V159H44V158L46 159V157L49 158V157L46 155ZM53 153H54V152H53ZM53 153H52V154H53ZM60 153H61V151H60ZM63 153H64V152H63ZM121 153H122V152H121ZM123 153H124V152H123ZM172 153H174V152H172ZM172 153H171V155H172ZM180 153H181V152H180ZM17 154H18V155H17ZM29 154H30V153H29ZM48 154H49V153H48ZM52 154H51V155H52ZM126 154H127V153H126ZM126 154H125V155H126ZM156 154H157V153H156ZM158 154H159V153H158ZM181 154H182V153H181ZM218 154H219V153H218ZM224 154H225V153H224ZM8 155H9V154H8ZM23 155H24V154H23ZM159 155H160V154H159ZM171 155H170L169 157H171ZM196 155H195V156H196ZM225 155H226V154H225ZM1 156H2V157H3V156L5 157V155H3V154H1ZM10 156H11V153H10ZM26 156H27V154H26ZM37 156H38V155H37ZM41 156H39V157H41ZM189 156H190V154H188L187 156H185V157H186V160H185L184 163H188V162H186V161H187L188 159L190 160ZM227 156H228V155H227ZM8 157H9V156H8ZM22 157H24V156H22ZM35 157H36V156H35ZM42 157H41V158H42ZM112 157H113V156H112ZM155 157H156V155H153V156H152V159H154V165H155V162L157 161V158H155ZM202 157H203V156H202ZM249 157H250V156H249ZM0 158H1V157H0ZM5 158H6V157H5ZM16 158H15V159H16ZM20 158H21V157H20ZM24 158H25V157H24ZM138 158H139V157H138ZM193 158H194V157H193ZM239 158H240V160L238 161V163H239L240 161H242V160H241V157H239ZM10 159H11V158H10ZM10 159H9V162L12 163L14 160H13V161H10ZM36 159H38V157H36ZM36 159H35V160H36ZM39 159H40V158H39ZM45 159H44V163H45V161L47 160V159H46V160H45ZM53 159H54V158H53ZM115 159H116V158H115ZM115 159H114V160H115ZM165 159H167V158L165 157ZM182 159H184V158H182ZM11 160H12V159H11ZM18 160H19L18 163H20L21 159H18ZM18 160H17V161H18ZM35 160H34V161H35ZM48 160H49V159H48ZM120 160H121V159H120ZM159 160H160V159H159ZM162 160H164V159H162ZM162 160H161V161H162ZM200 160H201V159H199V160H197V161H200ZM227 160H228V158H227ZM17 161H16V162H17ZM37 161H38V160H37ZM152 161H153V160H152ZM167 161H168V162L165 161L166 164H167V163L169 164V160H167ZM31 162H33V161H31ZM47 162H48V161H47ZM47 162L45 163V165L47 164ZM120 162H121V161H120ZM127 162H128V160H127ZM137 162H138V161H137ZM158 162H160V161H158ZM163 162H164V161H163ZM163 162H162V163H163ZM13 163H15V161H14ZM184 163H182V164H184ZM195 163H196V162H195ZM246 163H247V162H246ZM23 164H24V163H23ZM52 164H53V163H52ZM114 164H115V163H114ZM130 164H131V163H130ZM147 164H148V163H147ZM156 164H157V163H156ZM160 164H161V163H160ZM171 164H172V162H171ZM171 164L169 165L170 167H171ZM223 164H224V163H223ZM223 164H222V165H223ZM19 165H20V164H19ZM37 165H38V164H37ZM48 165H49V164H48ZM48 165H47V166H48ZM152 165H153V164H152ZM158 165H159V164H158ZM196 165H197V164H196ZM230 165H231V164H230ZM21 166H22V165H21ZM24 166H25V164H24ZM26 166H28V165H26ZM26 166H25V167H26ZM50 166H51V165H50ZM128 166H129V165H128ZM156 166H157V165H156ZM160 166H161L160 169H161V170L164 169L163 172H165V169L167 168V165H162V164H161ZM194 166H195V165H194ZM194 166H192L193 168H192V167H191V168H192L194 171H196V170L198 169V167H196V166L194 167ZM199 166H201V165L199 164ZM206 166H207V165H206ZM206 166H205V167H206ZM208 166H209V165H208ZM211 166H212V164H211ZM220 166H221V165H220ZM247 166H248V165H247ZM12 167H13V166H12ZM12 167H11V168H12ZM15 167H16V166H15ZM18 167L20 168V166H17V167L15 168L16 171L19 170ZM29 167H31V166H29ZM42 167H44V166H42ZM42 167H40V168H42ZM131 167H132V166H131ZM139 167H140V166H139ZM150 167H151V166H150ZM152 167H153V166H152ZM152 167H151V170H154V169H152ZM157 167H158V166H157ZM209 167H210V166H209ZM222 167H224V166H222ZM222 167H221V168H222ZM238 167H240V165H239ZM11 168H10V169H11ZM13 168H14V167H13ZM23 168H24V167H23ZM155 168H156V167H155ZM200 168H201V167H200ZM210 168H211V167H210ZM213 168H216V167L214 166ZM217 168H218V167H217ZM20 169H21V168H20ZM26 169H27V167L25 168V170H23V169H22V170L25 171V174H27V176H28V174H29L30 172H29V173H28V171L26 172ZM43 169H45V168H42V170H43ZM47 169H49V168H47ZM149 169H150V168H149ZM156 169H157V168H156ZM160 169H158V170H160ZM167 169H169V167H168ZM186 169H188V168H186ZM189 169H190V168H189ZM192 169H190V170H192ZM202 169H203V168H202ZM204 169H205V168H204ZM206 169H208V168H206ZM211 169H212V168H211ZM238 169H239V168H238ZM15 170H12V171H13V172H12V173H13V176H14V175H18V174H14V171H15ZM42 170H41V171H42ZM45 170H46V169H45ZM136 170H137V169H136ZM158 170H157V171H158ZM208 170H210V169H208ZM216 170L218 171V169H216ZM19 171H21V170H19ZM19 171H17V172L19 173ZM37 171H39V170H37ZM41 171H40V172H41ZM46 171H47V170H46ZM46 171H45V172H46ZM48 171H49V170H48ZM115 171H116V170H115ZM185 171H186V170H185ZM188 171H189V170H188ZM188 171H186V172H188ZM202 171H203V170H202ZM202 171H200V172H202ZM217 171H216V172H217ZM17 172H16V173H17ZM31 172H32V171H31ZM35 172H36V171H35ZM43 172H44V171H43ZM148 172H149V171H148ZM152 172H154V171H152ZM152 172H151V173H152ZM161 172H162V171H161ZM190 172H191V171H190ZM192 172H193V171H192ZM200 172H199L198 174H200ZM10 173H11V170H10ZM12 173H11V174H12ZM165 173H167L168 175L166 176V174H165V176H164V175L162 176V175H161L162 173L159 174V175L162 176L163 178H165V181H164V182H165L166 187L169 188V186H173V185L175 186V185H177V181H178V179H177V180H175V179L171 180L172 178H171V176H169V175H172V174H173V170H171V168H170V170L166 171ZM180 173H181V172H180ZM209 173H210V172H209ZM22 174H24V173L22 172ZM31 174H32V173H31ZM31 174H30V175H31ZM44 174H45V173H44ZM163 174H164V173H163ZM181 174H182V173H181ZM187 174H188V173H187ZM190 174H191V173H190ZM206 174L208 175V173H206ZM210 174H211V173H210ZM214 174H215V173H214ZM231 174H232V172H231ZM20 175H21V174H20ZM150 175H151V174H150ZM176 175H177V174H176ZM185 175H186V174H185ZM45 176H46V175H45ZM152 176H153V175H152ZM179 176H180V175H179ZM205 176H206V175H205ZM216 176H218V174H217ZM231 176H232V175H231ZM255 176H257V175L255 174ZM21 177H22V176H21ZM25 177H26V176H25ZM200 177H201V176H199V179H201ZM206 177H208V176H206ZM226 177H227V176H226ZM228 177H230V175H228ZM228 177H227V178H228ZM232 177H234V175H233ZM262 177H263V176H262ZM262 177H261V178H262ZM9 178H10V177H9ZM26 178H27V177H26ZM153 178H154V177H153ZM156 178H157V177H156ZM159 178H160V177H159ZM159 178H158V180H159ZM163 178H160V179H163ZM176 178H177V177H176ZM186 178H187V177H186ZM209 178H210V177H209ZM211 178H212V177H211ZM216 178H217V177H216ZM216 178L213 177V179H215V180H216ZM227 178H225V179H227ZM47 179H48V178H47ZM151 179H152V177H151ZM189 179H190V178H189ZM196 179H197V178H196ZM204 179H205V178H204ZM217 179H218V178H217ZM225 179H223V181H225ZM17 180H18V179H17ZM27 180H28V178H27ZM27 180H26V182H27ZM45 180H46V179H45ZM129 180H130V179H129ZM156 180H157V179H156ZM163 180H164V179H163ZM184 180H185V179H184ZM261 180H262V179H261ZM261 180H260V181H261ZM10 181H11V180H10ZM10 181H9V182H10ZM28 181H29V180H28ZM130 181H131V180H130ZM200 181H201V180H200ZM219 181H220V180H219ZM226 181H227V180H226ZM228 181H229V180H228ZM15 182H16V181H15ZM26 182H25V183H26ZM119 182H120V181H119ZM132 182H133V181H132ZM164 182H163V184H164ZM182 182H184V181H182ZM182 182H181V183H182ZM187 182H190V181L188 180ZM198 182H199V180H198ZM217 182H218V181H217ZM243 182H244V181H243ZM261 182H262V181H261ZM10 183H11V182H10ZM135 183H136V182H135ZM181 183H180V184H181ZM199 183H200V182H199ZM262 183H263V182H262ZM27 184H28V183H27ZM27 184H26V185H27ZM144 184H145V182H144ZM159 184H160V181H159ZM186 184H187V183H186ZM192 184H193V182H192ZM192 184H190V185L193 186ZM218 184H219V183H218ZM258 184H259V183H258ZM124 185H125V184H124ZM131 185H132V184H131ZM146 185H148V184H146ZM156 185H157V184H156ZM161 185H162V184H161ZM165 185H164V186H165ZM190 185H189V186H190ZM24 186H25V185H24ZM100 186H101V185H100ZM113 186H114V185H113ZM174 186L171 187L169 190H167L168 188H163V189H166V190H164V192H167V193H165V195H166L167 197L165 198L164 196H162V197L165 198V201H164V198H163V200L160 199V200L156 201V204L159 206V210L157 209V210H158V211H157V210L154 208V209H155V214H154V215L152 214L153 216H152L151 214L149 215L150 210H151V208H152V207H151V204H150V210H149V212H145V211H147V209H144L145 211L141 212L143 208H137V206H141L142 204H141V205H140V204H139V205L136 204L137 201H135L136 203L133 202L134 199H133V200H132V199L128 200V202H129V205H128V206H127V203L125 202L124 205H123L124 208L121 207L122 210H121L120 212L122 213L123 216H125L126 213H127V218H129V221L131 220V222L134 221V220H135V221H136V220L139 221L138 219H141V220H142L141 215H143V218H145V216H146V217H147V216H148V217L150 216L151 218H153V222H154V223L151 224V225L153 226V229H154V231H155L156 234H155V237H154V235H152V234L150 235V237H151V236L154 237V238L151 237V238H153L152 241L150 240L151 242H156V243H158V241H160L162 238H164V237L167 238L168 235H169V234H167V233H169L171 230L173 231V229H174V231H175L176 228H181V227L183 228V227L185 226V225H184V226L182 225L184 222H182L181 220H180L181 222H180V221H178V222H173V220H174V219H173L172 222H171V221L168 222V221H165V219H166V218H165L163 224L157 222L159 218H162V217H165V216L168 218L169 215H172V213H173V212H172V207H173L174 205H177V203H178V202H177V198H176V199H175V198H171V197H173V196H172V195H169L170 193L175 192V190L177 189V188L175 189ZM187 186H188V184H187ZM187 186L185 185V187H187ZM189 186H188V187H189ZM191 186H190V188H191ZM196 186H197V185L195 184V188H196ZM243 186H244V184H243ZM245 186H246V187L248 186L247 183H246ZM262 186H263V185H262ZM7 187H8V186H7ZM9 187H10V184H9ZM9 187H8V188H9ZM125 187H126V186H125ZM137 187H138V185H137ZM178 187H179V185H178ZM182 187H184V186H182ZM185 187H184V188H185ZM188 187H187V189H188ZM193 187H194V186H193ZM258 187H259V186H258ZM121 188H123V187H121ZM145 188H146V187H145ZM180 188H181V186H180ZM195 188H194V189H195ZM240 188L243 189L242 186H241ZM109 189H111V188H109ZM109 189H108V193H109ZM113 189H114V188H113ZM117 189H118V188H117ZM130 189H131V188H130ZM152 189H153V188H152ZM196 189H197V188H196ZM233 189H234V188H233ZM237 189H238V188H237ZM249 189H250V187H249ZM251 189H252V188H251ZM251 189H250V190H251ZM115 190H116V189H115ZM120 190H122V189H120ZM128 190H129V189H128ZM156 190H157V189H156ZM177 190H178V189H177ZM182 190H183V189H182ZM189 190H190V189H189ZM189 190H188V191H189ZM231 190H232V189H231ZM16 191H17V189H16ZM194 191H195V190H193V192H194ZM196 191H199V188H198ZM251 191H252V190H251ZM122 192H124V191L122 190ZM126 192H127V191H126ZM137 192H138V191H137ZM191 192H192V191H191ZM201 192H202V191H201ZM105 193H106V192H105ZM110 193H111V192H110ZM110 193L108 194L109 196H107V198H108V197L110 198ZM112 193H113V192H112ZM116 193H117V195H118V193L121 194L120 191H117ZM188 193H190V192H188ZM205 193H206V192H205ZM228 193H233V194H235L236 192H235V190H233V192H228ZM245 193H246V192H245ZM251 193H252V192H251ZM15 194H16V192H15ZM120 194H119V195H120ZM190 194H191V193H190ZM197 194H198V192H196L195 197L192 195V196L194 197V199L196 198L195 200H197V197H196ZM200 194H201V193H200ZM202 194L205 195L204 193H202ZM202 194H201V196H203ZM225 194H226V193H225ZM233 194H232V195H233ZM237 194H238V193H237ZM240 194H241V193H239V195H240ZM117 195H116V196H117ZM119 195H118V196H119ZM124 195H125V192H124ZM124 195H123V196H124ZM126 195H127V194H126ZM126 195H125V196H126ZM128 195H129V194H128ZM174 195H178L180 200H181V199H184V198H180V195H181V194L179 195V193L174 194ZM228 195H229V194H228ZM232 195L230 194L229 197L231 196L230 198H231L232 200H231V199H230V200L233 201V204L235 205L237 198H234ZM241 195H242V194H241ZM241 195H240V199H241V197H242ZM244 195H245V194H244ZM247 195H248V193H247ZM251 195H252V194H251ZM113 196H114V193H113V195L111 196V198H113ZM120 196H121V195H120ZM129 196H130V195H129ZM178 196H177V197H178ZM201 196H200V197H201ZM252 196H253V195H252ZM131 197H132V196H131ZM139 197H140V196H139ZM158 197H160V196H158ZM168 197H169V198H168ZM174 197H175V196H174ZM188 197L190 198L191 196H188ZM198 197H199V196H198ZM200 197L198 198L199 200H200ZM205 197H206V195H205ZM205 197L203 196L202 198H204V199H202V200H203V201H201L202 203L200 202V204H202V205H198V207H200V210H198V211H200V212H197L196 210H194V211L192 212V213H195V212L199 213V215H198V214H195V215H196V216L198 215V217H199L200 220H199L198 218H196V219H197L198 221H201V219H202L201 222H203V219L210 217L211 220H213L214 222L216 221L215 223H217V222L219 223V222H220V223L222 224V226H223V224H224V225L227 224V225L229 226V227H228V226H227V227H228V229L230 228V231H231V232H233V229H235V228H232V227L235 226V220L237 219V220L239 221V223H237V224H240V225H238V227L240 226V227L242 228V232H243L242 235H244V238H243L244 240H243V239H242V240L244 241V245H247V243H248V241H249V239H248V241H247V236H246V235H247V228L249 227V224H250V225H251V224H254V223H251V222L249 223V218H250V216H249V214H248V213H249V210H248V207H249V206H248V207L245 206L247 209L244 208V209H245V212H246V214H245V212H244L245 216L242 215V213H241L242 211L240 212L241 209L238 210V211L240 212V213L238 214V216H234L236 213L234 214V212H232L230 215L234 214V215H233L234 217L232 216V217H233L232 220H233L234 223H233V222L230 223V222H229V219H230L229 217H231V216L228 217V215L224 214V212H220V211H218V210L216 209V208H217V205H215L216 207H214V209H213V208L211 209V206H210V205H209L210 207H208V208H207V207L204 208L205 205H206V204L208 205V203H209V202H204V200L206 201V198H208V196H207L206 198H205ZM210 197H211V196H210ZM212 197H213V196H212ZM217 197H218V196H217ZM223 197H224V196H223ZM248 197L250 198V196H248ZM101 198H102V197H101ZM103 198H104V197H103ZM111 198H110V200H111ZM116 198H117V197H116ZM129 198H130V197H129ZM142 198H143V197H142ZM245 198H247V197H244V198L242 197L241 200H242L243 202H245V201H244ZM126 199H127V198H126ZM157 199H158V198H157ZM171 199H172V200H171ZM186 199L188 200V198H185V201H186ZM191 199H192V198H191ZM210 199H211V198H210ZM214 199H215V198H214ZM238 199H239V198H238ZM105 200H106V199H105ZM114 200H115V202H116V199H115V198L113 199V201H114ZM120 200H121V199H120ZM189 200H190V199H189ZM199 200H197L198 203H199ZM216 200L218 201V199H216ZM220 200H221V199H220ZM226 200H228V198H227ZM230 200H229V201H230ZM234 200H235V201H234ZM241 200H240V201H241ZM250 200H251V199H250ZM250 200H249V201H250ZM252 200H253V199H252ZM254 200H255V199H254ZM259 200H260V199H259ZM103 201H104V200H103ZM185 201H184V202H185ZM207 201H208V200H207ZM214 201H215V200H214ZM224 201H225V200H224ZM237 201H239V200H237ZM141 202H142V201H141ZM186 202H187V201H186ZM191 202H193V201L191 200L190 203H191ZM234 202H235V203H234ZM250 202H251V201H250ZM250 202H249V203H250ZM117 203H118V201H117ZM120 203H121V202H119V204H120ZM148 203H149V202H148ZM181 203H182V201H181ZM187 203H188V205H187ZM187 203H183L182 205L179 203V206H180V205H181V206H180V207L177 206V207L179 208V209H177V210H179V211H177L178 213H176L177 217L180 216L179 213H181V212L183 213L185 210H186V211H187V210L189 211V208L191 209V206H192V205H191V204L189 205V202H187ZM205 203H206V204H205ZM218 203H219V202H218ZM224 203H225V202H224ZM229 203H230V202H229ZM229 203H228V204H229ZM239 203H240V202H239ZM239 203H236V204L239 205ZM241 203H242V202H241ZM241 203H240V204H241ZM254 203H255V202H253L252 206L254 205ZM256 203H257V202H256ZM258 203L261 204V201L258 202ZM258 203H257V206L260 205V204L258 205ZM111 204H112V203H111ZM114 204H115V206H116V203H114ZM119 204H117V205H119ZM121 204H123V202H122ZM121 204H120V205H121ZM145 204H146V203H145ZM193 204H194V202H193ZM204 204H205V205H204ZM226 204H227V202H226ZM186 205H187V206H186ZM194 205H195V204H194ZM218 205H220V204H218ZM229 205H230V206H229ZM229 205H227V208H228V206L231 207L232 204H229ZM237 205H236V206H237ZM241 205H242V204H241ZM241 205L238 206V207L243 208ZM245 205H246V204H245ZM250 205H251V204H250ZM262 205H263V204H262ZM99 206H100V205H99ZM144 206H145V205H144ZM196 206H197V204H196ZM232 206H233V205H232ZM243 206H244V205H243ZM116 207H117V206H116ZM118 207H119V206H118ZM127 207H129V209H128ZM153 207H154V206H153ZM155 207H156V206H155ZM174 207L177 208L176 206H174ZM212 207H213V204H212ZM219 207H221V206H218V208H219ZM233 207H234V206H233ZM263 207H264V206H263ZM263 207L261 206V208H263ZM109 208H110V207H109ZM148 208H149V207H148ZM195 208H196V207H195ZM234 208H235V207H234ZM253 208H254V207H252V209H253ZM261 208H260V207H256L255 210L258 211V212L256 213L255 210H252L251 207H249V209H251V211H253L252 213L255 214V215L253 216V217H254L253 219L255 220V222H258V221L261 220V219L264 220V215L261 214V213H262V212H261ZM116 209H117V208H116ZM118 209H119V208H118ZM193 209H194V208H192L191 211H192ZM215 209H216V210H215ZM223 209H224V208H223ZM229 209H230V208H229ZM229 209H228V210H229ZM113 210H114V209H113ZM113 210H112V211H113ZM220 210L222 211V209H220ZM224 210H225V209H224ZM236 210H237V208H236ZM236 210H235V211H236ZM247 210H248V211H247ZM159 211H161V212L159 213ZM232 211H234V210L232 209ZM262 211H263V210H262ZM97 212H98V211H97ZM114 212H115V211H114ZM118 212H119V211H118ZM120 212H119V213H120ZM174 212H176V209L174 210ZM230 212H231V211H230ZM254 212H255V213H254ZM121 213H120L119 215H121ZM151 213H152V212H151ZM189 213H190V211H189ZM225 213H226V212H225ZM110 214H111V213H110ZM160 214H161L162 217H159ZM174 214H175V213H174ZM187 214H188V212H187ZM263 214H264V213H263ZM94 215H95V214H94ZM115 215H117V213H116ZM119 215L117 216V218L119 217ZM122 215H121V216H122ZM182 215H184V214H182ZM189 215H191V214H189ZM201 215H202V216H201ZM250 215H251V214H250ZM121 216H120V217H121ZM173 216H174V215H173ZM184 216H186V214H185ZM184 216H182V217H184ZM191 216H192V215H191ZM115 217H116V216H115ZM120 217H119L118 219H120ZM174 217H176V216H174ZM182 217H181V218H182ZM192 217H194V214H193ZM251 217H252V216H251ZM124 218H125V217H124ZM179 218H180V217H179ZM186 218H187V217H186ZM223 218H224V219H223ZM259 218H260V219H259ZM96 219H97V218H96ZM121 219H122V218H121ZM176 219L178 220V218H176ZM194 219H195V218H194ZM143 220H144V219H143ZM159 220H160V219H159ZM161 220H162V219H161ZM168 220H169V219H168ZM177 220H176V221H177ZM182 220H184V219H182ZM185 220H186V219H185ZM187 220H188V218H187ZM209 220H210V219H209ZM217 220H218V221H217ZM223 220H225V221H223ZM237 220H236V221H237ZM119 221H121V220H118V222H119ZM123 221H124V220H122V222H123ZM126 221H128V220H126ZM147 221H148V218H147ZM147 221H145V222H147ZM149 221H150V220H149ZM149 221H148V222H149ZM151 221H152V219H151ZM162 221H163V220H162ZM188 221H189V222H186V223H184V224H187V225L189 226V225H190V217H189V220H188ZM195 221H196V220H195ZM205 221H207V219H205L204 222H205ZM109 222H110V220L108 221V225H109V227H110V225H112V223H109ZM112 222H115V220L112 221ZM124 222H125V221H124ZM124 222H123V223H124ZM142 222H143V221H142ZM191 222H193V219H192ZM204 222H203V223H204ZM222 222H223V223H222ZM125 223H126V222H125ZM174 223H175V224H174ZM211 223H212V222H211ZM106 224H107V223H106ZM118 224H119V223H118ZM126 224H127V223H126ZM132 224H133V223H132ZM138 224H139V223H138ZM138 224H137V225H138ZM146 224H147V223H146ZM209 224H210V222H209ZM209 224H208V222H206V225H204L205 228H203V225H201V223H200V225H199L200 229H199V227H197V229L199 230V231H198V232H199V235L197 236V233H196V236L194 235V233H193L192 235H189V237L186 238V239H184V242L181 243V244H179L178 247H179V248H182V250H185L184 252H186V251L188 252V251H190V250H194V251H198V250H199L198 256H199V254H200V256H202V258H204V259H203V262L206 261V256H211V255H208V250L211 248V247L209 248V246H210L209 244H211V243L213 242V239H211L210 236H213V235H214V234L211 235V233H212V230H211V229L214 228V227H210L211 225H209ZM255 224H256V223H255ZM257 224H258V223H257ZM260 224H261V223L259 222V225H260ZM113 225H114V224H113ZM116 225H117V224H116ZM119 225H120V224H119ZM119 225H117V226L120 228ZM122 225H124V224H121V226H122ZM137 225H136V226H137ZM141 225H142V223L139 224L140 227H141ZM143 225H144V224H143ZM207 225H209V226H207ZM216 225L218 226V224H216ZM233 225H234V226H233ZM114 226H115V225H114ZM114 226H113V227H114ZM117 226H116V227H117ZM127 226H128V225H126V227H127ZM201 226H202V228H201ZM206 226H207V227H206ZM105 227H106V226H105ZM122 227H125V226H122ZM137 227H138V226H137ZM137 227H136V229H134V227H133V229H134L133 231H137V229H138ZM140 227H139V228H140ZM174 227H176V228H174ZM215 227H216V226H215ZM224 227H225V226H224ZM235 227H236V226H235ZM238 227H237V228H238ZM254 227H255V225H253V228H254ZM259 227H260V226H259ZM259 227H258V228H259ZM262 227H263V226H262ZM110 228H111V227H110ZM127 228L129 229V227H127ZM182 228H181V229H182ZM184 228H185V227H184ZM255 228H256V227H255ZM255 228H254V229H255ZM103 229H104V228H103ZM105 229H106V228H105ZM107 229H108V228H107ZM130 229H131V226H130ZM218 229H219V227H218ZM218 229H217V230H218ZM222 229H224V228H222ZM228 229H227V230H228ZM259 229H260V228H259ZM259 229L256 228V229H255L256 232H259ZM123 230H124V229H123ZM126 230H127V229H126ZM131 230H132V229H131ZM131 230H129V233H130ZM177 230H178V229H177ZM227 230H226V232H227ZM248 230H249V228H248ZM257 230H258V231H257ZM261 230H262V229H261ZM261 230H260V231H261ZM99 231H100V230H99ZM104 231L106 232L107 230H104ZM120 231H121V230H120ZM133 231H131V232H133ZM195 231H196V230H195ZM218 231H221V230H218ZM235 231H236V230H235ZM121 232H122V231H121ZM142 232H143V231H142ZM161 232H164L165 235H162ZM179 232H180V231H179ZM182 232H184V231H182ZM213 232H214V231H213ZM216 232H217V231L215 230V233H216ZM222 232H223V230H222ZM222 232H221V233H222ZM231 232H230V233H231ZM2 233H3V232H2ZM125 233H126V232H125ZM125 233H124V234H125ZM129 233H128V234H129ZM217 233H218V235H219V232H217ZM252 233H253V232H252ZM260 233H261V232H260ZM121 234H123V233H121ZM124 234H123V235H124ZM128 234H125V235L129 236ZM130 234H131V233H130ZM133 234H134V233H133ZM145 234H146V233H145ZM184 234H185V233H182V236H184ZM187 234H188V233H187ZM190 234H191V233H190ZM261 234H262V233H261ZM119 235H120V234H119ZM123 235H122V236H123ZM136 235L140 236L139 233L136 234ZM141 235H142V233H141ZM172 235H173V234H172ZM218 235H217V236H218ZM234 235H236V234L234 233ZM258 235H259V233H258ZM262 235H264V234H262ZM20 236H21V235H20ZM104 236H105V235H104ZM127 236H126V237H123L122 239H125V241L128 240V239H130V238H129L130 236H129V237H127ZM131 236H132V235H131ZM133 236H134V235H133ZM185 236H186V234H185ZM217 236H216V237H217ZM225 236H226V235H225ZM229 236H230V235H229ZM231 236H232V233H231ZM112 237H113V235H112L109 239H111ZM114 237H115V236H114ZM116 237H118V235H117ZM116 237H115V238H112V239H116ZM146 237H147V234H146ZM146 237H145V238H146ZM148 237H149V236H148ZM170 237H172V236H170ZM178 237H179V236H178ZM186 237H187V236H186ZM202 237H206V238L209 237V240L212 241V242H211V243H210V241H209V242H208V241L205 242V241L202 240ZM213 237H214V236H213ZM218 237H219V236H218ZM226 237H227V236H226ZM233 237H234V236H233ZM261 237H262V238H261ZM261 237H258V239H259V240H264V239H263L264 236H261ZM107 238H108V236H107ZM118 238H119V237H118ZM126 238H128V239H126ZM131 238H133V237H131ZM145 238H144V240H145ZM176 238H177V237H176ZM176 238H174V239L176 240ZM180 238H181V237H180ZM214 238H215V237H214ZM230 238H231V237H230ZM251 238H253V237L251 236ZM109 239H108V240H109ZM112 239H111V240H112ZM119 239L121 240V238H119ZM146 239L148 240V238H146ZM177 239H178V238H177ZM181 239H182V238H181ZM204 239H205V238H204ZM207 239H208V238H207ZM207 239H206V240H207ZM227 239H228V238H227ZM233 239H235V238H233ZM147 240H146V241H147ZM172 240H173V239H172ZM236 240H237V239H236ZM109 241H110V240H109ZM109 241H108V242H109ZM118 241H119V240L117 239V242H118ZM130 241H132V240L130 239ZM139 241H140V240H139ZM150 241H148V242H150ZM166 241H167V240H166ZM166 241H165V242H166ZM180 241H181V240H180ZM214 241H215V240H214ZM217 241H220V240H217ZM243 241H240V242H242V244H243ZM121 242L123 243V240H121ZM132 242H133V241H132ZM132 242H131V244L135 243V242H133V243H132ZM168 242H169V241H168ZM171 242H172V241H171ZM215 242H216V241H215ZM220 242H221V241H220ZM259 242H260V241H259ZM113 243H115V240H114ZM113 243H112V245H113ZM119 243H120V241H119ZM142 243H143V241H142ZM162 243H163V242H162ZM162 243H161V244H162ZM173 243H174V240H173ZM177 243H179V242H176L175 244H177ZM120 244H121V243H120ZM120 244H118V245H120ZM123 244H124V243H123ZM131 244H130V245H131ZM161 244H160V246H161ZM219 244H220V243H219ZM219 244H218V245H219ZM107 245L109 246V244H107ZM114 245L116 246V244H114ZM114 245H113L112 247H114ZM125 245H126V244H125ZM138 245H139V244H138ZM144 245H145V244H144ZM166 245H167V244H166ZM172 245H173V244H172ZM172 245H171V246H172ZM208 245H209V246H208ZM212 245H213V244H212ZM212 245H211V246H212ZM258 245H259V244H258ZM261 245H262V244H261ZM110 246H111V242H110ZM121 246H123V245H121ZM128 246H129V245H128V243H127V247H128ZM147 246H149V245H147ZM150 246H151V245H150ZM150 246H149V247H150ZM171 246H170V247H171ZM174 246H175V245H174ZM220 246H221V245H220ZM252 246H253V245H252ZM105 247H106V246H105ZM112 247H111V248H112ZM117 247H118V246H117ZM141 247H142V246H141ZM156 247H157V246H156ZM162 247H164V246L162 245ZM162 247H161V248H162ZM168 247H169V246H168ZM170 247H169V249L172 248V247H171V248H170ZM241 247L243 248V245H242ZM244 247L246 248V246H244ZM247 247H248V246H247ZM250 247H251V246H250ZM250 247L247 248V250H246L247 253H248V251H249L248 249H250ZM257 247H258V246H257ZM118 248H121V247H118ZM151 248H152V247H151ZM157 248H159V245H158ZM161 248H160V249H161ZM165 248H166V247H165ZM174 248H176V247H174ZM212 248H213V247H212ZM215 248H216V247H215ZM217 248H218V247H217ZM219 248H220V247H219ZM101 249H102V248H101ZM112 249H113V251H114L115 248H112ZM123 249H124V247H123ZM153 249H154V248H152V251H153ZM257 249L260 250L259 247H258ZM257 249H255V250H257ZM117 250H118V249H117ZM124 250H125V249H124ZM128 250H129V249H128ZM146 250H147V249H146ZM154 250H155V249H154ZM166 250H167V249H166ZM240 250H241V249H240ZM106 251H107V250H106ZM121 251H122V250H121ZM142 251H143V250H142ZM148 251H149V253L152 252V251L150 252V249H149ZM155 251H156V250H155ZM160 251H161V250H160ZM172 251H173V249H172ZM174 251H175V250H174ZM194 251H192V253H193ZM109 252H111V253H109V254L112 255V251H109ZM115 252H116V251H115ZM115 252H113V253H115ZM143 252H144V251H143ZM145 252H146V251H145ZM163 252H165V251H163ZM177 252H178V251H177ZM177 252H176V253L174 252L173 254H176V256H177ZM179 252H180V249H179ZM184 252L181 251L180 254H178V256H180L181 259H182L181 253H184ZM209 252H210V250H209ZM211 252L213 253V251H211ZM218 252H219V251H218ZM218 252H217V254H218ZM244 252H245V251H244ZM244 252L242 251L243 254H244ZM249 252H250V251H249ZM255 252H257V251H255ZM259 252H261V250H260ZM117 253H119V250L117 251ZM122 253H123V251H122ZM147 253H148V252H147ZM155 253H157V252H155ZM161 253H162V252H161ZM161 253H159V254H161ZM169 253H171V252H169ZM190 253H191V251H190L188 254H190ZM192 253H191L190 255H192ZM236 253H238V251H237ZM240 253H241V252H239V253L237 254V256H238L239 258H241V260H243V259H242V256H243V255H241ZM120 254H121V252H120ZM171 254H172V253H171ZM184 254H185V253H184ZM184 254H182V255H184ZM186 254H187V253H186ZM188 254H187V256L189 257ZM250 254H252V253H250ZM250 254H248V255H250ZM117 255H118V254H117ZM132 255H134V254H132ZM149 255L151 256L152 254H149ZM149 255H148V256H149ZM165 255H169V254H165ZM195 255H197V254H194V253H193V256H194V257H195ZM248 255H247L246 257H248ZM256 255H257V254H256ZM261 255L264 256V252H262ZM137 256H138V255H137ZM144 256H145V253L142 255V257H144ZM153 256H154V253H153ZM169 256H170V255H169ZM171 256L173 257V255H171ZM171 256H170V257H171ZM193 256H192V257H193ZM212 256H213V255H212ZM219 256H220V255H219ZM231 256H232V255H231ZM237 256H236V257H237ZM257 256H258V255H257ZM263 256H262V257H263ZM129 257H130V256H129ZM142 257H141V256H140V257L138 256V258H140L141 260H142ZM145 257H146V256H145ZM145 257H144V258H145ZM165 257H166V256H165ZM172 257H171L170 259H172ZM184 257H185V256H184ZM188 257H187V258H188ZM216 257H217V256H216ZM225 257H226V256L222 257V259L225 258ZM228 257H230V256H228ZM228 257H227V258H228ZM232 257H234V256H232ZM260 257H261V256H260ZM131 258L134 259L133 257H131ZM144 258H143V260H144ZM146 258H147V257H146ZM149 258H151V257H149ZM149 258H148V260L143 261V262L146 263V262L149 261L148 263H150V260H151V259L149 260ZM152 258H153V257H152ZM173 258H174V257H173ZM202 258H201V259H202ZM207 258H208V257H207ZM234 258H235V257H234ZM249 258H250V257H249ZM249 258H248V259H249ZM135 259H136V258H135ZM140 259H138V260H140ZM153 259H154V258H153ZM153 259L151 260L152 263H153ZM156 259H157V257L154 259L155 262H156ZM177 259H178V258H177ZM177 259H176V260H177ZM179 259H180V258H179ZM179 259H178V260H179ZM197 259H198V258H197ZM201 259L199 258V260H201ZM211 259H212V257H211ZM229 259L232 260L233 258H229ZM236 259H237V258H236ZM250 259H251V258H250ZM262 259H263V258H262ZM262 259H261V260H262ZM162 260H163V259H162ZM186 260H187V261H185V259H184L185 263L188 264V259H186ZM192 260H193V259H192ZM194 260H195V259H194ZM208 260H209V261H207V262H210V258H209ZM224 260H225V259H224ZM231 260H230V261H231ZM234 260H235V259H233V261H234ZM237 260H238V259H237ZM237 260H236V261H237ZM252 260H253V259H252ZM252 260H250V261H252ZM157 261H158V260H157ZM174 261H175V259H174ZM179 261H180V260H179ZM184 261L181 260V262H184ZM201 261H202V260H201ZM217 261H218V260H217ZM221 261H222V260H221ZM227 261H228V259H227ZM227 261H226V262H227ZM239 261H240V260H239ZM112 262H113V261H112ZM175 262H176V261H175ZM191 262H192V261H191ZM193 262H194V261H193ZM197 262H198V261H197ZM203 262H202V263H203ZM207 262H206V263H207ZM213 262H214V261H213ZM223 262H224V261H223ZM226 262H225V263H226ZM234 262H235V261H234ZM240 262H242V261H240ZM248 262H249V261H248ZM263 262H264V261L262 260V263H263ZM139 263H140V262H138V264H139ZM141 263H142V261H141ZM141 263H140V264H141ZM148 263H147V264H148ZM157 263H158V262H157ZM161 263L163 264V261H161ZM178 263H179V262H178ZM211 263H212V262H211ZM218 263L220 264V260H219ZM227 263H229V262H227ZM227 263H226V264H227ZM232 263H233V262H232ZM249 263H250V262H249ZM256 263H258V262H256ZM256 263H255V264H256ZM262 263H261V264H262ZM134 264H135V263H134ZM153 264H154V263H153ZM159 264H160V263H159ZM213 264H214V263H213ZM230 264H231V262H230ZM233 264H235V263H233ZM237 264H238V263H237ZM247 264H248V263H247ZM252 264H253V263H252Z\"/></svg>","mask_w":264,"mask_h":264},{"label":"flooded vegetation","instance_id":"obj_3","mask_svg":"<svg viewBox=\"0 0 264 264\" xmlns=\"http://www.w3.org/2000/svg\"><path fill=\"white\" fill-rule=\"evenodd\" d=\"M230 219H232L233 217L231 216V217H229Z\"/></svg>","mask_w":264,"mask_h":264}]
</instances>
